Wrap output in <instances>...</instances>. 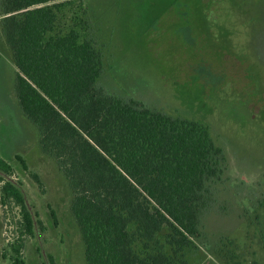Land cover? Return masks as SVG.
Masks as SVG:
<instances>
[{
	"label": "rangeland",
	"instance_id": "1",
	"mask_svg": "<svg viewBox=\"0 0 264 264\" xmlns=\"http://www.w3.org/2000/svg\"><path fill=\"white\" fill-rule=\"evenodd\" d=\"M63 1L71 3L54 35L88 20L82 34L104 56L98 86L200 123L224 149L227 182L214 190L188 263L264 264V0ZM12 59L0 20V157L12 169L0 170V197L12 181L43 223L25 240V264H87L68 182L19 112ZM19 213L0 203V264H12Z\"/></svg>",
	"mask_w": 264,
	"mask_h": 264
},
{
	"label": "trees",
	"instance_id": "2",
	"mask_svg": "<svg viewBox=\"0 0 264 264\" xmlns=\"http://www.w3.org/2000/svg\"><path fill=\"white\" fill-rule=\"evenodd\" d=\"M59 1L0 0V20L17 69L19 107L68 182L86 263L189 264L214 190L227 182L224 149L204 125L98 86L103 52L81 29L91 25L86 20L54 35L71 3ZM0 170H12L1 157ZM0 203L19 209L18 237L9 247L12 264H25V240L43 223L12 181L4 182Z\"/></svg>",
	"mask_w": 264,
	"mask_h": 264
},
{
	"label": "crops",
	"instance_id": "3",
	"mask_svg": "<svg viewBox=\"0 0 264 264\" xmlns=\"http://www.w3.org/2000/svg\"><path fill=\"white\" fill-rule=\"evenodd\" d=\"M13 60V59H12ZM15 65V64H14ZM16 67V66H15ZM16 72H17V69H16ZM16 98H17V96H16ZM18 100V99H17ZM20 114H22V116H23V113H22V111H21V109H20Z\"/></svg>",
	"mask_w": 264,
	"mask_h": 264
}]
</instances>
